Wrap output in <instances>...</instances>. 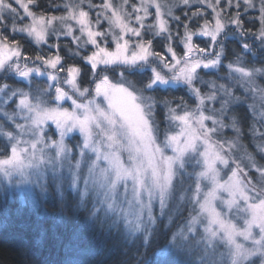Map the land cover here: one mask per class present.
I'll list each match as a JSON object with an SVG mask.
<instances>
[{
    "label": "rangeland",
    "instance_id": "obj_1",
    "mask_svg": "<svg viewBox=\"0 0 264 264\" xmlns=\"http://www.w3.org/2000/svg\"><path fill=\"white\" fill-rule=\"evenodd\" d=\"M60 5L43 13L31 0H0V202L39 206L70 192L87 222L164 263L264 264V62L249 54L264 51V0ZM243 15L259 28L243 31L244 54L225 62ZM8 34L55 51L65 40L92 83L75 64L61 71L58 54L24 57ZM114 67L151 77L139 88L102 72ZM156 86H185L195 103L160 102V124Z\"/></svg>",
    "mask_w": 264,
    "mask_h": 264
},
{
    "label": "trees",
    "instance_id": "obj_2",
    "mask_svg": "<svg viewBox=\"0 0 264 264\" xmlns=\"http://www.w3.org/2000/svg\"><path fill=\"white\" fill-rule=\"evenodd\" d=\"M31 1L33 8L43 13H55L61 6V0ZM240 23L241 36L229 38L225 42V62L243 53L239 40L247 39L244 32L252 33L253 36L250 37L254 38L259 28L254 18L248 19L244 15L240 18ZM1 32L6 38L8 29L3 28ZM8 40L17 43L23 56L28 59L44 60L58 54L62 58L61 71H66L68 65L75 64L81 70L80 83L84 86L92 83L91 66L84 61L82 55L75 54L71 44L65 49V40L58 41L61 45L57 51L47 50L49 48L46 46L37 47L19 34H8ZM163 46L162 42L153 41V47L158 53L164 51ZM68 51L72 54L69 55ZM249 54H256L264 62V51L257 46ZM246 56L245 63H248L252 57L248 54ZM102 72L112 78L122 75L139 88L145 86L151 77L149 70L127 67L103 68ZM4 77L6 79L9 76ZM150 93L156 101V116L160 124L165 117L164 107L160 102H180L186 105L195 103L185 86H156ZM239 113L243 130H246L248 115L245 106L240 108ZM164 233L166 232L161 230L158 236L161 237ZM155 244H151V249ZM149 249L128 241L118 232L101 228L95 221L87 222L70 192L60 200L47 198L39 206L20 204L12 200L0 202V264H143L144 261L145 264H168L154 258L152 254L156 250L150 254Z\"/></svg>",
    "mask_w": 264,
    "mask_h": 264
}]
</instances>
